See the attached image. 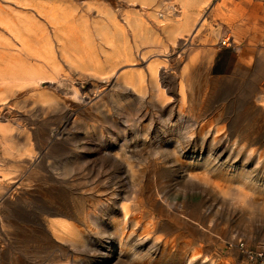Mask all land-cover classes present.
Segmentation results:
<instances>
[{
	"label": "rangeland",
	"instance_id": "1",
	"mask_svg": "<svg viewBox=\"0 0 264 264\" xmlns=\"http://www.w3.org/2000/svg\"><path fill=\"white\" fill-rule=\"evenodd\" d=\"M7 1L16 3L13 6L24 17L31 15L25 9L29 3L61 5L74 11L79 34L86 30L96 33L92 23L88 28L83 25V16L98 19L95 6L112 12L119 9L118 25L109 24L104 27V37L92 38L97 54L93 64H68V59L59 54L57 59L65 70L74 66L88 75L105 77L112 66L122 68L109 86L100 88L101 104L118 119L116 124L88 108H66L65 101L73 102L69 83L50 82L47 77L52 75L48 73L40 85L47 96L45 106L30 101L33 94L29 89L16 88L13 109L1 114L11 130L0 133V183L12 190L8 193L0 186V264H186L178 255L186 242L200 250L202 257L196 264H260L256 257L264 250V214L257 207L241 208L230 192H214L209 185L239 186L252 199L264 203V17L246 15L240 5L221 6L219 0H203L200 5H188V13L197 15V19L173 43L174 35L167 28L178 19L181 0H85L83 3L93 8L91 13H87L82 0ZM258 3L264 5V1ZM37 21L38 26H44L42 20ZM120 22L126 23L125 31L118 27ZM58 30L61 41L71 47ZM3 43L0 41L2 49ZM102 59L104 68L99 70L95 62ZM152 62L159 64L158 81L172 103L168 98L157 102L151 96L149 82H145L141 98L131 89L114 90L117 78L140 69L146 71ZM166 64L171 68L167 74L162 68ZM101 82L99 85L104 84ZM134 85L140 91L138 82ZM81 87L91 92L89 80H83ZM180 87L185 108L170 117L167 109L176 102L177 111ZM128 122L122 138L121 129ZM204 125L206 131L202 130ZM100 128L115 131L109 145L112 153L122 142L134 146L130 141L134 130H146L145 135L151 139L158 131L174 135V149L181 163L165 152L158 160L157 171H153L148 167L156 155L145 151L146 144L139 141L133 150L134 167H147L143 180L150 181L148 194L154 195L161 217L169 216L173 223L188 227L167 233L162 229L167 223L156 218L157 235L170 240L171 254L163 252L161 244L151 247V243L141 245L134 239L133 249L123 247L120 251L114 226L122 216L120 204H129L125 198L135 192L137 183L130 184L134 181L127 175L126 166L102 151L97 133ZM215 130L220 137L210 144V134ZM199 132L204 138L198 136ZM159 139H168V135ZM179 142L190 148L185 149L183 144L181 149ZM64 168L72 171L65 172ZM188 171L199 177L209 176L210 184L204 187L198 179L189 177ZM49 198L66 202L62 210L67 215L57 218L71 220L81 233L83 240L75 247L56 237L47 240L50 232L45 204ZM49 209L58 210L54 204ZM74 209L78 211L73 213ZM83 210L90 213L87 223L78 216ZM96 219L100 222L97 225ZM111 239H115L113 244ZM239 242L246 251L241 250Z\"/></svg>",
	"mask_w": 264,
	"mask_h": 264
},
{
	"label": "bare ground",
	"instance_id": "2",
	"mask_svg": "<svg viewBox=\"0 0 264 264\" xmlns=\"http://www.w3.org/2000/svg\"><path fill=\"white\" fill-rule=\"evenodd\" d=\"M21 1L23 0H18V2ZM185 1L188 0H181L180 14H178V19L174 21L169 28H167L169 34L174 35L173 43H175V39L177 38V36L182 38V36H184V32H188L189 30L188 28L192 27L190 25H193L195 20L197 19V15L195 14L190 15V13H188V5ZM83 2H85V0H82L81 3L82 5L86 6L87 13H91L93 11V8L90 7L89 4L87 3L85 5ZM13 5L16 6V3L13 4L7 0H0V41L4 42L3 43L4 49L0 47V133L3 134L11 130V127L7 126L5 121H2L1 114L5 110L13 109L15 103L14 94L17 91L16 88H20V89L22 88L23 90L29 89L33 94L30 96V101L34 105L40 104L42 106H45L46 104L45 97L47 98V96L45 95V93H42L40 91V87H41L40 85L46 78L45 75L47 73L52 75L51 77H47L49 78L50 82H55L57 83V85H61L64 82L69 83L72 94L71 99L73 100V102L68 103V101H65L66 108H74L77 106L88 108L89 110L99 113L101 116H104L107 120L114 122L116 124L118 119L114 118L113 115L110 116V114H108L110 112V109L107 106H103L101 104L102 92L100 88L102 89L104 86H109L112 81V78H114L115 74H117L120 71L122 66L119 68L117 66L118 64L114 65V67L112 66V68L109 70V72L106 74L105 77L97 76L95 75L96 73L92 75H88L79 72L77 68H75L74 66H72L70 70L68 69L65 70L63 64H61L60 61L57 59L58 58L57 54H59L60 58L63 57L64 59H68L67 61L68 64H73V63L90 64V61H92L91 64H93V60L96 59L97 54L94 52L93 47L95 43H94V39L92 38L93 37L99 38V36L105 34L104 27L109 24H111L112 27L113 26L116 27L118 25V22H116L117 19L116 15L121 14V11L117 9L115 12H112L109 10H104L103 6L102 7L95 6L97 8L96 12L98 15V19L93 21L87 19V16H85L86 18L83 16L84 19L83 25H87L88 28L92 23L94 28L96 29V33L92 34L86 30L83 31L84 32L83 34L81 33L79 34L78 26L77 24H74L75 18L72 15L74 11L73 12L71 10L68 11L67 8L62 7L61 5L53 4V3H49L48 5L41 3H35V4L29 3L27 4L29 7H26L25 9L28 10L29 13H31V15L29 14L25 17L21 16L17 12L18 9H16V7H14ZM198 5H200V3ZM37 19L42 20L44 22V26H38ZM118 27L120 28L121 31H125L127 29V25L124 22L121 23V25ZM58 29H60L62 32L61 36H66L67 42L71 44L72 48L67 43H63L61 41L60 35H57L56 33L59 31ZM98 29L99 30L101 29L100 31H102L100 35L98 34L99 32ZM3 33L4 35H7L9 38H11L12 42L11 40H9V38L5 37ZM57 36H59L60 39ZM62 39L65 40V38ZM79 39L82 40L80 41ZM103 41H105L104 38ZM5 43L8 45L7 46L4 45ZM226 43H227L226 41H223V44ZM68 53L70 54V56L68 55ZM95 63L97 64L96 66L97 68H99V70L100 68H104L103 59L100 60L99 63L98 61ZM166 65L167 66L163 65L162 67L165 72L167 71V69L170 68V67L168 68V64ZM159 69H160L159 64L157 62L149 63L146 68V71L140 69L136 74L121 76L119 79L117 78V81H115V83L113 84L114 86L113 88L114 90H118V91L120 90L125 91L127 89H131L132 92H134V95H136V97L139 96L141 98V92H143V89L145 88L144 85L147 82H149V84L151 85L150 87V93L152 92L151 96L155 98L157 102H161V100L166 101V98L169 99L171 97L170 95L167 96L166 93L167 90L165 91V89L162 87L161 85L162 83L160 80L159 81L161 84H159L158 81ZM83 80H89L90 88H91L90 93L82 90L81 82H83ZM100 81H102L104 84L99 85ZM136 82H138L140 86V91H137L134 85V83ZM178 96L180 97L181 101L179 106L177 107V111L175 109L176 102L171 104L167 109L169 111L170 117H174L175 112H183L185 108L183 103L184 100L182 101V99L184 98V92L181 87L180 90L178 91ZM8 98H10V100H7ZM169 101L170 103H172L170 99L168 100V102ZM130 121L131 119L129 120V122ZM129 122L127 126L125 125L121 129L122 138L124 137L126 132L125 127L129 126ZM133 126L134 124H132L131 127ZM209 127L210 126L208 125V128ZM202 130L206 131L205 125L202 128ZM208 131H210V129ZM133 132H134L133 134L134 136H132V139L130 141H133L134 146H126L128 145V143L122 142L118 150L112 153L111 150H109L111 149V146L109 145L111 141L110 139L115 138L114 137L115 131L110 130L106 132L101 128L97 131L99 138H101L102 140L101 143V146L103 147L102 151L105 154H111L112 157L115 159L114 161L116 163H120L126 166L129 172L127 175L130 176L131 181H134V182H130V184L135 182L137 183V185L134 186L135 192H133L131 196L129 195L130 197L126 196L125 198V200L129 201V204L127 205L126 202H122V204H120V209H121L120 211L122 213V216L120 218V222H118L114 226L115 232L113 235L117 236L118 247H120V251H122L123 247H128L133 249L132 246L134 244H132L131 240L134 239V241H137L136 243L141 245L151 243L152 244L151 247L161 244L160 246L161 250H163V252H167L168 254H171V247L168 246L170 240L163 239L162 238L163 234L157 235L158 233L155 230L156 228L155 220H157L156 219L157 217L161 219L162 218L161 216H163V214H161L162 212H160L159 209L155 208V199L153 198L154 195L153 197H151V195L148 194L149 193L148 187L151 188L150 181L147 180L146 183L143 180L144 177L142 176V174L145 173L147 167L146 166L143 168L141 167L137 168L136 166L134 167L133 160H135V158H133L134 156L133 150L134 148H136L137 142L139 141L146 144L145 148L147 150L145 151L148 152L151 151L153 154L156 155L152 162L153 165L152 166L149 165L148 167L153 171H157L156 168L160 164L158 160H161L163 155H165V152L171 153V155L174 156L176 161L178 163H181L180 156L174 149L175 143H174V139L172 138V136L174 135L170 132H168L167 134V132L165 131H158L156 132V134H154L155 138L151 139L149 134L145 135L146 130L138 129V130H134ZM214 132L215 134H210L211 136V139L209 140L210 144L211 143L213 144V142L218 140V138L220 137L219 130H215ZM192 133L194 132L192 131L191 134ZM164 134L165 136L168 135V139H164V140L159 139ZM203 135H204L203 133L200 132L198 133L199 137L201 136L202 138H204ZM170 138H172L173 140H171ZM183 144L185 146V149L190 148L189 144L179 142L181 149H184ZM125 146L127 147L126 150L123 149ZM29 155L32 156L31 153H28V156ZM157 157H159V159ZM64 169L65 172L72 171L69 168H64ZM188 174L189 177L198 179L199 182H201L204 185V187L210 184L209 176L199 177L196 176V174H193L189 171ZM2 176L6 177L7 175L2 173ZM2 185L3 183H0L1 188L5 187V191H7L8 193L12 190L11 187H7L6 183H5L6 186H2ZM209 187L214 192L218 190H222V191L224 190L225 193L230 192L234 197H236L237 200L236 204H238L241 208H244V206L257 207L258 211H260L261 214H264V203H262L259 200L252 199V197L250 195L248 196L247 193H244L242 189L239 188V186L236 188H230V187L222 188L221 184L215 183L209 185ZM107 202H109L108 199ZM50 204H54V206H56L58 210L51 211L49 209ZM45 206L48 211L47 215H49L48 216L49 218L46 220V227L49 229L50 236H48L47 240H52V238L56 237L60 239V241H68L69 243L72 244L73 247H75V245L78 242L81 243L83 237L81 233L78 232L77 229H75L74 226L75 224L71 222V220H67L64 217L57 218L60 216L62 217L67 215L65 211L62 210V208H66V202H64V200H60L57 202L55 200H52V198H49L48 203H46ZM77 211L76 209H74L73 213ZM89 214H90L89 212L83 210V215L81 213L78 216L82 221L87 223L89 222ZM164 217L165 219L162 218V220H164L165 224L167 223V225H165V227H163L162 229L165 230L167 233L171 231L179 230L183 227L177 222L173 223L172 219H170L169 216H164ZM145 220L148 223V225L146 226H144L146 222ZM94 223L97 225V223L99 224L100 222L97 221L96 219ZM140 228L141 231L138 233V230ZM187 228H188L187 226L183 227V229L186 230ZM113 241H115V239L110 240L112 244ZM183 244L184 247L181 249V251L178 252V255L180 257L182 255V259H184L185 261L184 263L196 264L197 260L202 257L200 250L196 249L193 246H188L189 245L188 242ZM112 248L113 245L110 246V249L108 251L109 254L112 252ZM202 259L204 260L206 258L203 257ZM73 261H76V259H74Z\"/></svg>",
	"mask_w": 264,
	"mask_h": 264
},
{
	"label": "crops",
	"instance_id": "3",
	"mask_svg": "<svg viewBox=\"0 0 264 264\" xmlns=\"http://www.w3.org/2000/svg\"><path fill=\"white\" fill-rule=\"evenodd\" d=\"M255 1V2H254ZM258 1H264V0H240L239 2H232V0H219V4L222 6V4L225 5H232V6H242L243 10L245 11L246 15L249 14H255L258 16L264 17V5H261V3H258ZM187 5H198L199 3H202V0H188L185 1ZM262 6V7H261ZM191 26V25H190Z\"/></svg>",
	"mask_w": 264,
	"mask_h": 264
},
{
	"label": "built area",
	"instance_id": "4",
	"mask_svg": "<svg viewBox=\"0 0 264 264\" xmlns=\"http://www.w3.org/2000/svg\"><path fill=\"white\" fill-rule=\"evenodd\" d=\"M239 247L241 248V250H247L245 249V246L243 243H239ZM262 252H264V250H262ZM260 253L256 258H258L260 260V264H264V253Z\"/></svg>",
	"mask_w": 264,
	"mask_h": 264
}]
</instances>
